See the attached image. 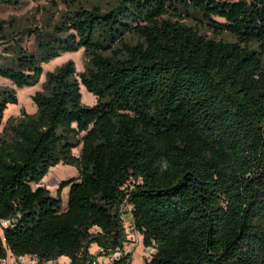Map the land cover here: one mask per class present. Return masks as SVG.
<instances>
[{
	"label": "trees",
	"instance_id": "obj_1",
	"mask_svg": "<svg viewBox=\"0 0 264 264\" xmlns=\"http://www.w3.org/2000/svg\"><path fill=\"white\" fill-rule=\"evenodd\" d=\"M69 1L61 26L35 30L36 52L11 38L0 55L18 88L65 52L86 58L82 71L67 60L45 72L35 112L3 125L0 261L91 264L92 243L127 240L125 202L152 248L144 264H264V0ZM17 102L0 86V124ZM58 163L78 174L54 195L42 179Z\"/></svg>",
	"mask_w": 264,
	"mask_h": 264
},
{
	"label": "rangeland",
	"instance_id": "obj_2",
	"mask_svg": "<svg viewBox=\"0 0 264 264\" xmlns=\"http://www.w3.org/2000/svg\"><path fill=\"white\" fill-rule=\"evenodd\" d=\"M72 2L59 1V0H21L17 5H3L0 4V22L3 21L5 27V41H0V55H7L4 48L8 47L9 40L11 38H21L22 46L27 47L30 51L36 52V40L37 35L35 30L50 32L53 31L55 27L61 26L65 15L71 13ZM104 6V5H103ZM188 22H192L187 20ZM59 35L65 36L67 31H59L55 29ZM207 33H210L206 30ZM217 38L223 37L228 40H234V38L228 34L224 33L222 35L216 36ZM1 58V57H0ZM85 55L82 49L75 52H65L59 57L43 64L44 73L42 74L40 80L35 85L24 86L18 88L10 80L0 77V86L14 88L17 96L18 102L16 104H9L5 109L4 117L2 123L0 124V134L9 117H20L21 110L24 109L28 113H34L36 107L32 101V95L37 90L43 89L44 74L48 70H54L59 65L63 64L67 60H73L76 69L82 71L84 69ZM82 88V102L85 105H92L95 102V96L89 92L83 85ZM80 146L73 149L74 154H79ZM78 169L74 165L58 163L50 167L48 173L42 179V183L45 184L51 191L56 189L59 181L64 178L71 176H77ZM68 197V187L66 186L62 190V205L65 208L67 206ZM126 226L127 243H135L129 245L131 248V264H144L145 257L149 254L150 248L146 247L141 240V235L129 226V218L124 219ZM138 241V242H137ZM96 244V243H92ZM97 245V244H96ZM97 248L94 253L97 252ZM29 255H26L24 263L29 261ZM5 263V262H4ZM15 263V260L12 264ZM1 264V263H0Z\"/></svg>",
	"mask_w": 264,
	"mask_h": 264
},
{
	"label": "built area",
	"instance_id": "obj_3",
	"mask_svg": "<svg viewBox=\"0 0 264 264\" xmlns=\"http://www.w3.org/2000/svg\"><path fill=\"white\" fill-rule=\"evenodd\" d=\"M120 210H121V217H122L123 221L126 217H128L129 218V226L132 227L131 226L132 214H131L130 206L124 202L120 205ZM132 244H135V243H127V240H126L125 242H123V244L121 246H117L116 248H114L111 251H106V249H104L103 247L98 246L97 252L95 253L96 256L94 258H92L91 264H118L116 262V260L118 258H120L123 253H126L127 251L130 252L132 249L129 248V245H132ZM25 256L26 255L18 257V261L21 263H24L23 259L25 258ZM15 260H16V258H15ZM4 262H5V259H2L0 261L1 264L2 263L5 264ZM36 262H37L36 259L30 256L29 261L27 263L26 262L25 263L26 264H36ZM42 264H57V263L53 260H49V261H46Z\"/></svg>",
	"mask_w": 264,
	"mask_h": 264
},
{
	"label": "crops",
	"instance_id": "obj_4",
	"mask_svg": "<svg viewBox=\"0 0 264 264\" xmlns=\"http://www.w3.org/2000/svg\"><path fill=\"white\" fill-rule=\"evenodd\" d=\"M96 248H97V245L96 244H92L89 247V251L91 253H94L95 250H96ZM148 248H150L149 252L152 251V248L151 247H148ZM14 260H15V258L10 253H8V255H7L6 259H5V264H12ZM54 261L57 264H69L70 259L67 256H60L59 258H57Z\"/></svg>",
	"mask_w": 264,
	"mask_h": 264
},
{
	"label": "water",
	"instance_id": "obj_5",
	"mask_svg": "<svg viewBox=\"0 0 264 264\" xmlns=\"http://www.w3.org/2000/svg\"><path fill=\"white\" fill-rule=\"evenodd\" d=\"M52 193L55 195V194L57 193V190L54 189V190L52 191Z\"/></svg>",
	"mask_w": 264,
	"mask_h": 264
},
{
	"label": "bare ground",
	"instance_id": "obj_6",
	"mask_svg": "<svg viewBox=\"0 0 264 264\" xmlns=\"http://www.w3.org/2000/svg\"><path fill=\"white\" fill-rule=\"evenodd\" d=\"M81 88H82V86H81Z\"/></svg>",
	"mask_w": 264,
	"mask_h": 264
}]
</instances>
